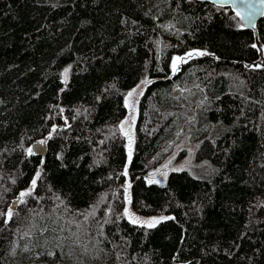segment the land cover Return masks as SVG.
I'll use <instances>...</instances> for the list:
<instances>
[{"label":"trees","instance_id":"16d2710c","mask_svg":"<svg viewBox=\"0 0 264 264\" xmlns=\"http://www.w3.org/2000/svg\"><path fill=\"white\" fill-rule=\"evenodd\" d=\"M253 40L198 0H0V264H264V65L238 62ZM144 77L128 148L124 97ZM180 132L211 175L146 176ZM47 134L43 160L28 155ZM125 187L163 218L127 220Z\"/></svg>","mask_w":264,"mask_h":264},{"label":"rangeland","instance_id":"374dc122","mask_svg":"<svg viewBox=\"0 0 264 264\" xmlns=\"http://www.w3.org/2000/svg\"><path fill=\"white\" fill-rule=\"evenodd\" d=\"M175 63V62H174ZM173 63V64H174ZM176 67V64H175ZM173 65V69L175 68ZM69 77L68 68H64L61 73L62 81L66 82ZM152 80L148 77L141 79L132 89H130L124 97V106L126 109L125 116L120 120V129L125 136L126 146L132 148L134 140V128L136 117L138 113V102L141 98L145 88ZM187 89L186 92H188ZM182 91V90H181ZM131 93V95H129ZM189 96L190 102L198 100V91L194 88ZM182 108V107H181ZM189 114H194L193 110H189ZM197 141L190 138L188 133L180 132L179 138L173 143H162L158 152L155 153L150 159L148 171H151L153 179L161 181L170 169H185L196 176H209L212 173V165L207 160H196L195 151L197 148ZM152 172H155L152 175ZM125 191V205L124 214L127 220H135L138 224H155L163 217L161 215H140L132 210L130 207V191L128 187ZM22 193L25 195L21 199H24L28 193L24 190ZM17 197H12L9 201V205L12 204ZM10 207V206H9ZM9 211H7L8 213Z\"/></svg>","mask_w":264,"mask_h":264},{"label":"water","instance_id":"95a60500","mask_svg":"<svg viewBox=\"0 0 264 264\" xmlns=\"http://www.w3.org/2000/svg\"><path fill=\"white\" fill-rule=\"evenodd\" d=\"M198 1L209 2L216 6L228 7L229 9H231L236 14L238 20L244 23L247 28L252 30L253 38H254L252 45L255 46L258 53V58L252 62H245V61H238V62L242 63L244 66L249 68H255L264 65V45L258 38V31L256 27L258 20L264 16V3H262L261 0H198ZM238 12L240 13L239 16L237 15ZM188 57L189 56L187 55L183 56V58H188ZM235 62L238 63L237 61ZM180 66L181 63H178V65L170 73L169 77H173L174 75H176L177 71L180 69ZM49 137L50 135L47 134L43 137H40L32 141L27 147L26 150L27 154L40 156L41 159L43 160L48 150ZM29 149H32L31 153H29L28 151ZM41 165L42 163L40 164L39 170H41ZM145 175L146 176L151 175V171L146 172ZM20 198H21V193L18 194L17 200H14L10 205L11 209L16 208L17 201Z\"/></svg>","mask_w":264,"mask_h":264},{"label":"snow or ice","instance_id":"6c2138e0","mask_svg":"<svg viewBox=\"0 0 264 264\" xmlns=\"http://www.w3.org/2000/svg\"><path fill=\"white\" fill-rule=\"evenodd\" d=\"M261 2L264 3V0H261ZM249 7H251V6H249ZM237 15L239 16L240 13L238 12ZM254 47H255V46H254ZM197 54H198V55H203L204 53H197ZM186 55L189 56V57H191V56L193 55V53L189 52V53H187ZM182 59H183V58H181V57H174V58H173L174 62L177 61V60H182ZM174 67H175V63H174ZM129 95H131V93H130ZM28 151H29V153H31V152H32V149H29ZM32 183H33V185H35L36 181L33 180ZM23 195H25V193H21V196H23ZM11 215H12V212H11V210H9V212L7 213V216H8L9 218H11ZM164 219H171V218H170V217H165ZM132 222H133V223H136L135 220H133ZM148 226H149V227H153L154 224H149Z\"/></svg>","mask_w":264,"mask_h":264}]
</instances>
